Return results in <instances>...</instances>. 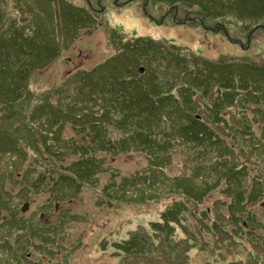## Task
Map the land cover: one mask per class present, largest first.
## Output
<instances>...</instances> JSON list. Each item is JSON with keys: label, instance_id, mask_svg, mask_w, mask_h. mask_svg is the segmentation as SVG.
<instances>
[{"label": "trees", "instance_id": "1", "mask_svg": "<svg viewBox=\"0 0 264 264\" xmlns=\"http://www.w3.org/2000/svg\"><path fill=\"white\" fill-rule=\"evenodd\" d=\"M17 1L21 0H0V40L9 37L10 41L22 24L23 34L32 36L31 52L43 59L26 65V58H22L19 63L23 64L16 69L6 59L3 65L6 46H0V264H22L19 254L28 245L44 256L60 255L63 252L59 249L66 247L59 236L67 237L64 225L82 221V215L72 214L66 206L58 210L56 204L52 208L46 202L28 218L17 216L24 204L28 206L26 201L32 193L26 189L33 186L27 181L24 191H16L17 174L26 159V149L36 145L46 153L45 148L50 149L56 165H60L50 169V178L49 173L46 179L40 176L32 189L46 188L48 197H57L61 203L90 190V195L99 197L97 205L104 208L95 229L99 234L123 218L126 205L137 211L164 205L158 218L149 223L161 237L156 243L136 229L134 221L121 222L113 236L116 239L110 242L107 237L112 231L103 233L107 234L99 240V252L110 256L106 264H113L111 259L124 254L131 257V261L124 260L125 264H142L144 259L149 260L147 264H165V258L174 264H205L216 256L214 261L220 259L219 263L225 264L235 254L241 255L232 257L238 260L228 264H264V219L255 210L264 202V46L259 52L246 50L250 55L212 57L186 53L183 46L162 47L158 40L140 36L120 43L115 55L99 52L103 60L91 69L70 71L65 65L67 72L61 75L47 72L49 84H44L41 75L46 67L60 64L63 50L70 45L57 35L58 8L74 14L71 22L61 23V27L66 26L62 31L65 36L76 27L83 29L79 37L87 25L105 27L106 21L98 19L97 13L105 15L78 6L79 0H44L45 15H37V26L36 17L28 20L22 10L19 19L14 18ZM163 1L197 6L217 28L223 26L222 21H229V14H236L232 0ZM262 15L264 6L254 8L248 18ZM248 18L242 19L238 28L233 26L238 32H248L240 35L241 39L264 25V17L254 21ZM111 35L109 43L119 37ZM61 41L59 50L57 42ZM72 42L74 45L76 41ZM61 77L67 78L66 88L53 92ZM38 90L46 94L33 92ZM175 118L186 125L180 123L186 128L183 139L182 133L162 129ZM68 122L82 131L83 141L62 136ZM184 144L193 150L181 148ZM258 146L263 147L259 149L262 158L254 157L258 156ZM108 157L113 161L135 157L141 163L125 171L122 163H115L118 169L107 164ZM175 170H196L200 179L184 183L178 193L175 182L180 174L170 175ZM145 183L150 188L147 192ZM208 198L209 206L200 205ZM49 215H53L52 221L46 217ZM128 226L133 229L127 231ZM21 232L29 236L18 242ZM29 239L32 244L27 243ZM190 241L200 242L197 254L203 256V262L188 261L183 255L190 251L184 249ZM73 248L63 250L64 264H69Z\"/></svg>", "mask_w": 264, "mask_h": 264}, {"label": "rangeland", "instance_id": "2", "mask_svg": "<svg viewBox=\"0 0 264 264\" xmlns=\"http://www.w3.org/2000/svg\"><path fill=\"white\" fill-rule=\"evenodd\" d=\"M235 4L236 14L232 15L229 14L228 20L229 21H222L225 23H231L225 25V23H221L220 27H215L213 25V21L211 17L206 18L204 15L205 13L200 10L197 6H189V5H178L177 3L163 1V0H125L124 5L114 6V0H106L103 2L105 5L106 10L102 11L105 15H99L96 10L97 8L95 5L91 7L87 5L86 1L79 0L78 6H83L87 10L92 12H96L98 14V19H104L107 24L105 27L99 26L95 29L91 25H87L85 27V33L79 37L81 32L83 31L82 27H76L69 35L65 36L62 34V31L65 29V25L61 23L63 20L67 22H71V18L74 17V14L71 10H62L58 8V24L57 27V35L58 38L61 40H66V44L70 45L63 50V54L61 55L63 58L59 61L60 64L55 65V63L45 69L46 72H43L41 75L42 82L44 84H49L48 81V73L47 72H58L60 75L66 73L67 68L70 71L75 70L76 68L81 69H91L97 64H99L103 58L99 56V52L105 51L106 56L115 55L120 49V43H130L136 39L141 38L140 36H147L158 40V44L160 46L164 45H175V46H183L184 52L186 53H205L208 56L217 57L219 55H228L234 53H240L241 55L250 53L246 50H253L255 52H259L261 50L260 47L264 46V25L260 28H254L250 34L247 35L245 38L241 39L240 35H246L248 32H244L241 29L239 32L237 28L242 21V19L248 18L249 14L252 10L256 7L264 6V0H232ZM132 3V4H131ZM99 4V3H98ZM64 5H67L64 3ZM45 2L44 0H21L20 3L17 1L15 5V14L14 18L19 19L21 16L20 11L22 10L25 14L27 19L31 20L34 17L35 23L39 26L38 21V14L42 13L45 15ZM177 10V11H176ZM8 12V8H6ZM247 13V15H246ZM257 14H261V12H257ZM264 15L258 18H248V20H257ZM215 20V19H214ZM222 20V18L220 19ZM263 24V23H258ZM114 29H109L110 27ZM209 26H213L211 28ZM236 26L237 28L233 27ZM61 27V28H60ZM112 31V32H111ZM112 34H119L118 38H113L114 42L109 43L108 40L112 38ZM76 37L73 38V35ZM71 35V36H70ZM30 34L25 35L23 34L22 24L18 26L16 32L12 34L10 41L8 38H2L0 41V46H6L11 51H7L6 48H3V58L2 62L3 65L5 64L4 60L6 59L8 64L13 65V67H18V65L23 64L19 63L20 59L26 58V65H32L33 60L35 62L40 63L39 60L43 59L42 57L38 56L36 52L32 51V43H30ZM79 37V38H78ZM74 39V40H73ZM72 41H76L73 45ZM63 42H57V47L60 50L62 48ZM251 45V48H250ZM106 46V49L104 47ZM255 46H258L254 48ZM1 47V49H2ZM177 52V51H176ZM44 55V54H42ZM253 57V56H252ZM58 61V62H59ZM67 66V68L65 67ZM69 71V70H68ZM69 71V72H70ZM241 75V74H240ZM67 85V78L61 77L53 92L59 89H65ZM38 95H44L46 92L42 90L33 91ZM64 90L60 91L59 93H63ZM185 116V115H184ZM181 117V116H180ZM264 119V116H261V120ZM174 120V119H170ZM169 122V121H168ZM162 125V129L170 130L174 134L182 133L181 139L185 137L187 134L186 128H182L186 126L184 121L181 119H176L173 123ZM64 124V123H63ZM180 124V125H179ZM176 126V128H175ZM161 130V127H160ZM62 131V136L65 139L72 138L78 142L84 140V135L79 128L73 126L71 123H65ZM57 133V130L55 131ZM57 137H61L58 133ZM19 139V138H18ZM19 145V144H18ZM35 149H26V159L24 161L23 167L17 177L20 179L15 183V190L24 191V187L27 184V181H31L33 186H30V189H26L31 192V196L26 201L28 206H24L22 208V212H20L17 216L20 218L22 215L25 217H29L31 212L34 209H39L42 207L44 202L48 203L52 208L57 205V209L59 210L65 206L66 208L71 211L74 215H82V221H75L71 222L68 225H64V229L67 231V237L59 235L63 237L62 244L66 247L63 250H66L67 247H74L71 251V257L68 258L69 264H106L109 262L110 256H102L99 252V240L104 238L107 233L103 234L107 230L112 231L111 236L107 237L109 242L116 239L114 236L116 229L120 226L121 222L127 224L129 221H134L135 228L141 229L143 234L149 235L153 242L156 243V239L159 241L158 233L156 234L153 229H151L150 222L158 218L159 212L162 211L164 205L160 203L156 210H148L146 208H141L137 211L134 207L130 205H126L125 212L123 213L120 220H116L112 223L115 225L112 226L109 224L100 234L95 231L97 224L100 222V215H103L104 209L102 206L97 205L96 200L99 199L97 195H90V190H87L86 193L81 195L77 194L72 196V199L65 200L61 203V201L57 197H48V192L45 189H39L36 187L32 189L38 181L40 176H43V179H46V175L49 173L50 178V169L59 166L60 164L57 163L56 165V158L52 157L50 154L51 150L46 149L48 153L45 152L44 148L36 145ZM43 146H45L43 144ZM181 148H186V151L193 147L184 144ZM258 156H254L255 158H262L263 154L259 153V149H263L262 146H258ZM42 158V160L39 159ZM178 157H181L179 155ZM254 160V158H253ZM180 159H177L179 162ZM255 161V160H254ZM107 164L111 165L114 168H117L115 163H122L123 170H128L129 168H134L140 163L137 161L135 157H122L116 160H112V158L108 157L105 161ZM256 162V161H255ZM257 163V162H256ZM8 163L7 165H10ZM53 165V166H52ZM56 165V166H55ZM161 165V164H159ZM175 166L180 167V163H175ZM14 167V162L12 163ZM260 168V164H257ZM30 171L26 174L24 170ZM196 170H191L190 172H183L182 170H175L170 175H177L175 184L177 185V192L179 188H184V183H193L200 179L199 173L195 172ZM24 172V173H23ZM264 173V171H262ZM27 175V177H25ZM25 179H23V178ZM57 171H54L53 178L56 179ZM185 177V179H183ZM52 178V179H53ZM29 179V180H27ZM147 183H145V191L147 192L148 189L150 190L149 186L147 188ZM138 194L139 192L136 191ZM210 198L206 199L202 204V206H209L210 205ZM263 197L261 198V200ZM20 203H22V197L19 196ZM260 200V201H261ZM264 200H262L263 202ZM260 204V203H259ZM256 212L262 214V218L264 219V202L260 204L258 209H255ZM128 213V216L124 217V215ZM49 218V221L53 220V215L46 216ZM45 217V218H46ZM47 222V220H46ZM186 225V223H185ZM133 229V226L126 227V230L129 231ZM120 233H118L119 237ZM29 235H26L21 232L18 235V242H23L27 239ZM179 236L182 235L179 233ZM199 236V235H197ZM149 237V238H150ZM36 243L39 241L34 237ZM17 242V243H18ZM32 244L30 239L27 243ZM200 243V242H199ZM199 243L192 244V242H188L185 246L186 250H190L189 252H184L183 255L188 257V261L195 260L196 262H203L204 258L201 254H197V250L199 248ZM19 244V243H18ZM60 245V241L58 239L57 242ZM75 244H77L75 246ZM60 250L61 253H57V256H44L45 254H41L40 251L32 250L31 245H28L27 248L20 251V258L22 259V264H64L63 256L64 251ZM196 251V252H195ZM30 253V257L28 255ZM181 253V252H180ZM150 255V254H149ZM241 254H235L234 256H228L231 258L225 264H228L233 261H237L238 259L232 257H238ZM217 257V256H216ZM215 257V258H216ZM29 258V259H28ZM144 258V257H141ZM215 258H211L210 261L206 263L211 264H220L222 260ZM124 260L131 261V257H128L127 254L120 255V258L111 259L113 264H125ZM167 261L165 264H174L171 259L165 258ZM149 263L148 259H144L142 264ZM205 263V264H206ZM130 264H133L132 262Z\"/></svg>", "mask_w": 264, "mask_h": 264}, {"label": "flooded vegetation", "instance_id": "3", "mask_svg": "<svg viewBox=\"0 0 264 264\" xmlns=\"http://www.w3.org/2000/svg\"><path fill=\"white\" fill-rule=\"evenodd\" d=\"M84 1V0H82ZM88 6H92L95 5V7L97 8V11H105V5L103 4V2H105L106 0H85ZM125 0H114V6H118V5H124ZM99 3V4H98ZM67 4H70L69 1H67ZM132 4V3H131ZM177 11V10H176Z\"/></svg>", "mask_w": 264, "mask_h": 264}, {"label": "water", "instance_id": "4", "mask_svg": "<svg viewBox=\"0 0 264 264\" xmlns=\"http://www.w3.org/2000/svg\"><path fill=\"white\" fill-rule=\"evenodd\" d=\"M24 206L26 207V205H24ZM24 206H23V208H25Z\"/></svg>", "mask_w": 264, "mask_h": 264}]
</instances>
